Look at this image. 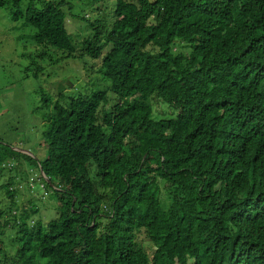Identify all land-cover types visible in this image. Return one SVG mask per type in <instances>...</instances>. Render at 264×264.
Returning a JSON list of instances; mask_svg holds the SVG:
<instances>
[{
  "label": "trees",
  "instance_id": "16d2710c",
  "mask_svg": "<svg viewBox=\"0 0 264 264\" xmlns=\"http://www.w3.org/2000/svg\"><path fill=\"white\" fill-rule=\"evenodd\" d=\"M21 2L0 6L34 42L98 61L110 94H42L39 158L0 138V175L20 165L0 184V264H264V0H114L108 25L71 0ZM66 17L90 31L78 45ZM153 99L174 115L153 118ZM37 178L45 223L12 207Z\"/></svg>",
  "mask_w": 264,
  "mask_h": 264
},
{
  "label": "rangeland",
  "instance_id": "374dc122",
  "mask_svg": "<svg viewBox=\"0 0 264 264\" xmlns=\"http://www.w3.org/2000/svg\"><path fill=\"white\" fill-rule=\"evenodd\" d=\"M71 1L73 4L71 13L84 16L89 22L101 18L102 15V19L108 25L114 0H101L100 4L97 1L99 10L89 8V4L86 6L83 2L91 3L92 0ZM24 3L25 0H22L21 5ZM65 23L66 30L76 45L87 38L90 31L85 29V21L66 17ZM47 47L34 42L32 29L22 25L20 19L12 20L7 6H0V138L11 147L29 150L32 156L38 158L44 153L40 133L43 128L42 115L46 109L40 107L42 94L48 95L51 101L58 100L60 103H64L68 96L78 93L85 95L97 89L105 90L106 95L110 94L108 82L96 71L98 61L82 55L66 57L62 51ZM44 50L46 54L43 56L41 52ZM33 62L44 66L42 74L36 78L30 76L31 70L28 69V73L26 71V67ZM111 99L112 96L105 107L109 106ZM161 103L166 107L165 112L160 107ZM152 105L153 118H168L174 115L173 110L163 101L153 99ZM19 167L18 164L10 170L3 171L0 175V184L8 176L15 175ZM26 167L27 172L30 169L31 173L27 179L31 181L32 175L36 174V171L38 175L39 171L33 165ZM27 179L23 180L17 190L19 193L17 205L14 204L12 207L15 208L17 215L23 209L35 208L36 211L28 221L36 219L45 223L56 215L53 194L49 188L41 186L39 178L37 182H33V187L27 190ZM3 198L5 196L0 190L1 203ZM5 231H8L7 228ZM142 244L144 245L143 240Z\"/></svg>",
  "mask_w": 264,
  "mask_h": 264
},
{
  "label": "clouds",
  "instance_id": "9594fccd",
  "mask_svg": "<svg viewBox=\"0 0 264 264\" xmlns=\"http://www.w3.org/2000/svg\"><path fill=\"white\" fill-rule=\"evenodd\" d=\"M23 150V149H22ZM24 151H26V150H24ZM41 173V172H40ZM41 175H43L42 173H41ZM41 186L43 187V185H42V183H41Z\"/></svg>",
  "mask_w": 264,
  "mask_h": 264
}]
</instances>
